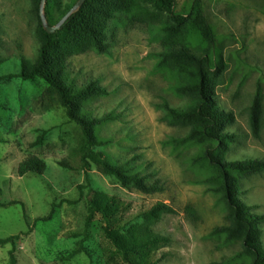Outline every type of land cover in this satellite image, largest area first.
Listing matches in <instances>:
<instances>
[{
	"label": "rangeland",
	"instance_id": "1",
	"mask_svg": "<svg viewBox=\"0 0 264 264\" xmlns=\"http://www.w3.org/2000/svg\"><path fill=\"white\" fill-rule=\"evenodd\" d=\"M76 1L48 0L47 23L55 25ZM117 1L85 0L84 14L48 53L63 65L66 83L93 82L103 91L77 99L75 108L78 116L107 117L94 126L103 142L94 149L114 165L161 179L165 190L141 193L81 160L88 147L56 92L36 76H17L30 70L45 40L40 0H0V76L9 75L0 79V239L17 235L0 244V264H9L10 250L16 264H250L240 237L215 230L230 224L216 171L202 158L215 142L189 138L196 120L169 112L198 102L195 64L170 53L209 59V95L233 116L219 129L231 138L217 155L264 161V0H175L182 20L153 0H121L128 8ZM29 156L35 164L20 173ZM237 184L240 198L264 213V170L238 176ZM158 203L175 212L154 209ZM89 204L105 207L107 217L89 214ZM186 204L198 218L183 212ZM260 227L264 249V221ZM107 233L125 244L131 262ZM154 236L164 240L147 242Z\"/></svg>",
	"mask_w": 264,
	"mask_h": 264
},
{
	"label": "trees",
	"instance_id": "2",
	"mask_svg": "<svg viewBox=\"0 0 264 264\" xmlns=\"http://www.w3.org/2000/svg\"><path fill=\"white\" fill-rule=\"evenodd\" d=\"M45 0L44 9L46 10ZM108 0H97V5ZM155 3L165 7L171 17L177 20L184 19V15L174 13L175 0H153ZM84 5V4H83ZM81 6L74 11L70 17L64 22L62 27L52 33H47L43 26L42 32L44 35V42L40 45L37 59L32 64L28 72L20 71L17 76L23 79H29L36 76L46 82L47 86L53 89L63 106L66 108V115L69 119H73L78 123L81 130V135L84 144L88 147L87 154L81 157L83 162L86 157L95 164L103 173L117 177L123 184L144 193L152 194L155 192H163L165 190L164 182L159 178H152L148 174H141L140 171L131 172L125 169L122 165H114L106 159L105 155L100 150H95L99 145H103L94 135V126L99 124L106 116L101 118L89 119L85 115L78 116L76 112L77 99L83 97L91 92H103L101 87L95 85L93 82L77 88L74 83H66L63 79L62 68L63 65L58 63H51L48 50L54 47L61 39L62 32L67 27L75 16H82L84 14V6ZM117 8H128L121 0L117 1ZM171 57L192 62L195 64V82L192 87L196 91L198 102L186 111H176L169 109V112L179 118L196 120L195 127L190 131L188 137L199 139H208L214 141L205 145L202 158L211 164L215 171L218 181L220 182L224 198L230 213V224L215 228L219 233H225L228 237H240L242 240L243 250L250 255V264H264V249L260 240L261 227L260 223L264 221V213H257L254 211V205L246 204L239 196V189L237 184L238 176H245L254 172L264 170V161L259 159L227 160L222 159L217 155L215 150H221L225 142L224 139H230L231 135L226 132L219 131L220 127L227 122H231L233 116L230 112L218 108L214 105L208 88L207 72L210 69L209 59L206 55L202 57L196 56L193 52L184 49H178L170 53ZM9 76L7 74L0 76ZM259 92L257 91L255 98L251 105V121L254 131L258 129V112H259ZM80 115V114H79ZM95 148V149H94ZM33 156L25 158L19 163V172L23 173L31 169V164H35ZM159 208L163 213H173L175 210L166 203H158L154 209ZM89 214L94 211H99L106 218L107 212L105 207H93L92 204L88 206ZM183 212L192 219L198 218L195 209L186 204L183 207ZM149 217L157 218L152 210L148 211ZM113 243L121 251L122 257L126 261H130L128 257V250L125 244L115 235L107 233ZM17 235H10L4 239H0V244L5 242H13ZM164 240V237H147V242ZM9 264H16V257L13 251H9ZM136 262V261H134ZM139 264V263H135ZM249 264V262H247Z\"/></svg>",
	"mask_w": 264,
	"mask_h": 264
},
{
	"label": "water",
	"instance_id": "3",
	"mask_svg": "<svg viewBox=\"0 0 264 264\" xmlns=\"http://www.w3.org/2000/svg\"><path fill=\"white\" fill-rule=\"evenodd\" d=\"M84 1L85 0H77L75 4L63 15V17L55 25H49L46 21V16L44 13L45 0H40L39 15L44 30L47 33H52L55 30L60 29V27L64 24V22L70 17V15L82 6Z\"/></svg>",
	"mask_w": 264,
	"mask_h": 264
}]
</instances>
